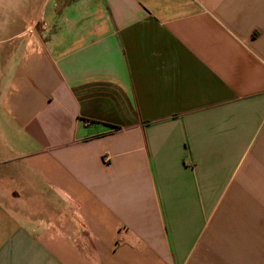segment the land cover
Here are the masks:
<instances>
[{
	"label": "crops",
	"instance_id": "obj_1",
	"mask_svg": "<svg viewBox=\"0 0 264 264\" xmlns=\"http://www.w3.org/2000/svg\"><path fill=\"white\" fill-rule=\"evenodd\" d=\"M0 264H264V0H0Z\"/></svg>",
	"mask_w": 264,
	"mask_h": 264
},
{
	"label": "rangeland",
	"instance_id": "obj_2",
	"mask_svg": "<svg viewBox=\"0 0 264 264\" xmlns=\"http://www.w3.org/2000/svg\"><path fill=\"white\" fill-rule=\"evenodd\" d=\"M15 182H16V180H12V181H11V183H13V184H16Z\"/></svg>",
	"mask_w": 264,
	"mask_h": 264
}]
</instances>
